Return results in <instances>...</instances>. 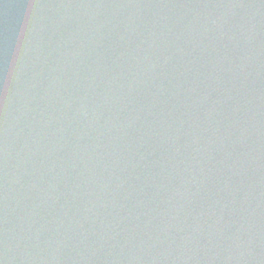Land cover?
<instances>
[{"label": "water", "instance_id": "water-1", "mask_svg": "<svg viewBox=\"0 0 264 264\" xmlns=\"http://www.w3.org/2000/svg\"><path fill=\"white\" fill-rule=\"evenodd\" d=\"M0 264H264V0H0Z\"/></svg>", "mask_w": 264, "mask_h": 264}]
</instances>
